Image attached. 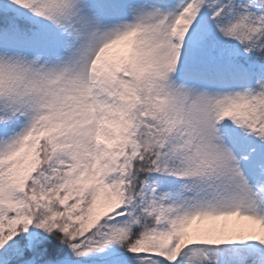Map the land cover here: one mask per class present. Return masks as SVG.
<instances>
[{
  "label": "snow or ice",
  "instance_id": "6c2138e0",
  "mask_svg": "<svg viewBox=\"0 0 264 264\" xmlns=\"http://www.w3.org/2000/svg\"><path fill=\"white\" fill-rule=\"evenodd\" d=\"M0 264H264V0H0Z\"/></svg>",
  "mask_w": 264,
  "mask_h": 264
}]
</instances>
